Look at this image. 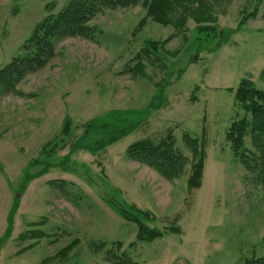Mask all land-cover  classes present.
Instances as JSON below:
<instances>
[{"label": "rangeland", "instance_id": "rangeland-1", "mask_svg": "<svg viewBox=\"0 0 264 264\" xmlns=\"http://www.w3.org/2000/svg\"><path fill=\"white\" fill-rule=\"evenodd\" d=\"M48 1L55 13L67 0ZM46 2L0 0V68L21 53L20 45L48 15ZM255 4L256 15L218 48L217 39L196 31L192 18L182 35L150 18L139 27L145 16L140 4L103 8L89 21V37L54 38L44 67L0 91V264H109V251L135 264L264 258V175L247 171L225 139L231 121L244 114L234 99L239 81L263 87L264 0H232L217 25L236 28L240 10L251 12ZM171 34L158 57H142L140 72L136 55L144 42ZM151 102L156 107L143 114ZM106 114L146 120L91 153L83 146L102 133L78 138L87 122ZM168 128L189 161L174 179L126 152L133 142L163 136ZM184 133L205 140L198 188L188 184L194 159ZM106 198L150 211L153 217L143 221L162 236L136 240V225ZM171 224L179 232H168Z\"/></svg>", "mask_w": 264, "mask_h": 264}, {"label": "trees", "instance_id": "trees-1", "mask_svg": "<svg viewBox=\"0 0 264 264\" xmlns=\"http://www.w3.org/2000/svg\"><path fill=\"white\" fill-rule=\"evenodd\" d=\"M232 0H67L63 7L53 13L54 6L51 1L46 2L45 9L48 12L40 22H38L31 35L20 45L21 53L14 56L8 63L0 68V91L14 88V84L28 71L42 68L53 56V39L59 36H83L89 37L92 34V26L89 21L103 8H124L140 4L145 9V16L139 21V27L150 18L158 24L172 25L179 30L186 29V21L192 18L195 22V29L198 33L209 34L217 39L215 48L229 42L232 34L250 16H255L258 10L255 4L254 10L243 13L236 28H221L217 25L219 15L226 11L227 5ZM138 27V29H139ZM174 34L167 36L163 40L148 39L139 49L136 57L137 69L142 72V57L155 55L162 50ZM174 53V52H172ZM263 87H258L247 78L239 81L234 99L244 110L241 117L231 121L225 132V139L229 145L231 154L250 172L264 175V68L261 71ZM157 84V83H156ZM158 98V97H154ZM160 99V98H159ZM151 107H156L152 102L143 110L146 115ZM158 107V106H157ZM140 115V113H138ZM146 120V116L140 121L128 120L121 116L106 114L96 120H90L85 124L83 134L79 141L86 138L91 133H102L93 143L83 146L91 153L103 151L107 146L116 142L121 137L133 131L141 121ZM67 124L62 133H67ZM97 134V135H99ZM186 145L191 150L192 158L190 163L191 173L188 177L190 187L198 188L202 177L206 157L205 140L191 137L188 133L183 134ZM81 147V146H79ZM127 155L153 168L166 179L178 178L188 164V157L180 151L171 134V129L163 136L157 138H142L127 147ZM107 204L112 206L118 215L126 221L136 225L135 238L138 241L153 240L162 236V232L147 225L143 219H151L153 215L148 210H143L135 204L117 202L114 199L106 198ZM17 199L9 212V220L14 214ZM11 229V222L6 230ZM166 230L179 232V226L169 225ZM43 235V234H42ZM41 235V236H42ZM24 237V236H23ZM21 237V238H23ZM135 240V241H136ZM131 241L129 245H133ZM120 249L123 246L121 241L114 243ZM69 249V246H66ZM64 250V249H63ZM66 250V249H65ZM64 253V251H63ZM109 264H135L131 258L124 253L118 255L109 251L106 257ZM245 264H264V258L245 260Z\"/></svg>", "mask_w": 264, "mask_h": 264}]
</instances>
